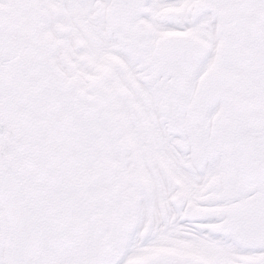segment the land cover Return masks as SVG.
I'll use <instances>...</instances> for the list:
<instances>
[{"label":"snow or ice","instance_id":"snow-or-ice-1","mask_svg":"<svg viewBox=\"0 0 264 264\" xmlns=\"http://www.w3.org/2000/svg\"><path fill=\"white\" fill-rule=\"evenodd\" d=\"M0 264H264V0H0Z\"/></svg>","mask_w":264,"mask_h":264}]
</instances>
